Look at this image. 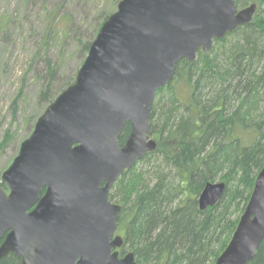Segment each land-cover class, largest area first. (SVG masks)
I'll return each instance as SVG.
<instances>
[{
	"label": "water",
	"instance_id": "water-1",
	"mask_svg": "<svg viewBox=\"0 0 264 264\" xmlns=\"http://www.w3.org/2000/svg\"><path fill=\"white\" fill-rule=\"evenodd\" d=\"M255 11L256 4L239 8L235 0H119L74 81L46 106L1 174L0 258L11 253L21 264H140L133 252L117 250L121 206L109 200L110 190L156 149L150 110L176 64L193 62L198 50L209 52L214 40L250 23ZM224 190L223 182L206 183L199 208L213 206ZM263 239L264 165L213 264H247Z\"/></svg>",
	"mask_w": 264,
	"mask_h": 264
},
{
	"label": "trees",
	"instance_id": "trees-1",
	"mask_svg": "<svg viewBox=\"0 0 264 264\" xmlns=\"http://www.w3.org/2000/svg\"><path fill=\"white\" fill-rule=\"evenodd\" d=\"M254 1L250 23L214 40L209 52L198 50L193 62L180 60L171 80L156 92L149 116L156 149L124 171L109 193L121 206L120 255L133 252L140 264H213L228 244L264 165V0ZM112 11L103 13L93 35L76 38L79 52H88ZM53 13L41 44L45 53L52 34L60 31ZM8 24L0 20V32L8 31ZM42 70H35V78L44 81L39 98L49 104L71 81L51 88L57 68L48 55ZM129 131L127 123L120 145ZM7 140L8 132L1 150ZM208 182H223L225 190L201 210L198 196ZM0 264L21 260L9 253ZM247 264H264V239Z\"/></svg>",
	"mask_w": 264,
	"mask_h": 264
},
{
	"label": "rangeland",
	"instance_id": "rangeland-1",
	"mask_svg": "<svg viewBox=\"0 0 264 264\" xmlns=\"http://www.w3.org/2000/svg\"><path fill=\"white\" fill-rule=\"evenodd\" d=\"M117 1L0 0V20L2 23L6 19L9 21L8 31L0 32V143L5 133H9V142L2 150L0 148V179L48 105L39 98L44 81L35 78V70L43 73L44 59L48 55L51 64L57 68V79L51 88L60 89L65 83H72L87 54L79 52L76 38L93 35L103 13L114 12ZM250 3L255 4V1L248 0L239 8ZM55 11L58 14L54 28L60 31L52 34L45 53L41 44ZM75 28H79L76 33ZM64 35L67 36L65 39ZM116 235L122 237L119 231Z\"/></svg>",
	"mask_w": 264,
	"mask_h": 264
},
{
	"label": "flooded vegetation",
	"instance_id": "flooded-vegetation-1",
	"mask_svg": "<svg viewBox=\"0 0 264 264\" xmlns=\"http://www.w3.org/2000/svg\"><path fill=\"white\" fill-rule=\"evenodd\" d=\"M113 187V186H112ZM112 189V188H111ZM111 191V190H110ZM114 203V202H113ZM119 215V214H118ZM119 251V249H117Z\"/></svg>",
	"mask_w": 264,
	"mask_h": 264
}]
</instances>
